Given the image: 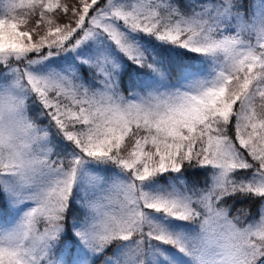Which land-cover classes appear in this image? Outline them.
Listing matches in <instances>:
<instances>
[{"label": "snow or ice", "instance_id": "1", "mask_svg": "<svg viewBox=\"0 0 264 264\" xmlns=\"http://www.w3.org/2000/svg\"><path fill=\"white\" fill-rule=\"evenodd\" d=\"M188 3L0 6V95L15 98L11 132L0 115V201L23 209L0 227V264H53L68 229L92 256L113 249L110 264H145L154 244L192 264H264V214L246 224L248 209L233 215L225 203L237 193L264 197V43L245 39L264 40V13L244 16L240 0ZM65 54L72 59H54ZM123 61L144 70L127 89ZM186 166H211L213 175L197 187ZM86 167L91 179L81 185Z\"/></svg>", "mask_w": 264, "mask_h": 264}, {"label": "trees", "instance_id": "2", "mask_svg": "<svg viewBox=\"0 0 264 264\" xmlns=\"http://www.w3.org/2000/svg\"><path fill=\"white\" fill-rule=\"evenodd\" d=\"M5 0H0V4L4 3ZM63 3H72L73 0H62ZM176 2L179 4L181 8L187 9L190 7L188 0H176ZM258 7V8H256ZM240 11L244 16H247L249 18H255L257 14L264 13V0H240ZM59 15H63L62 13H59ZM38 17V12H37ZM35 18V17H34ZM33 18V19H34ZM52 18L59 23V20L57 19L56 14L52 15ZM154 43L155 42L153 39ZM264 43V41H263ZM171 47V46H168ZM177 52L180 54H186L188 57L193 58L192 63L194 67L198 70H203L208 64V61L205 60L202 56H200L197 53L194 52H187L186 49H177ZM57 61L61 62H67L68 60L72 59V56L69 54H65L63 57V60L61 57H55ZM143 72V69L137 70V66L134 64H131L130 62L123 61L122 62V68L120 71V76L122 80V88L127 89L130 87L131 80L135 79L137 77V72ZM130 74V75H129ZM230 124L234 125V118L233 121L230 122ZM230 135L234 138V127L230 131ZM250 159V158H249ZM187 163V162H186ZM117 171L114 172H107L105 175L107 176H113L119 173V169H116ZM213 169L211 166H186L183 170L184 178L187 180L189 184H195L197 187H203L205 186L211 179V176L213 175ZM251 171L242 173L244 178L251 179ZM162 181V179H161ZM228 206H230L231 213L234 215L236 214L238 209H248V216L245 220V223H256L258 224L260 222L259 217L264 214V197H256L252 194L243 195L241 193H237L234 196H230L226 198L225 202ZM0 204H3L4 207L2 208V211H6L4 213L5 217H1L2 219H5L10 210L7 209V202L6 201H0ZM8 217L6 218L3 225L8 224ZM71 236L70 231L66 230L64 237L61 238V241L65 240L66 237ZM66 252V250H62L61 243H57L51 250V257L53 264H57V257L58 255ZM112 249H107L106 253H111ZM103 254V253H102ZM71 259L67 257V261H70Z\"/></svg>", "mask_w": 264, "mask_h": 264}, {"label": "rangeland", "instance_id": "3", "mask_svg": "<svg viewBox=\"0 0 264 264\" xmlns=\"http://www.w3.org/2000/svg\"><path fill=\"white\" fill-rule=\"evenodd\" d=\"M3 3L0 4L2 6ZM258 8V7H256ZM245 39L251 41L253 46L255 48H259V44L263 43L264 40H260L258 35L253 32L251 34H246ZM211 65H207L201 72L204 73V75H207L208 72L211 71ZM238 143V142H237ZM101 169H103L104 174L107 172H114L117 171L116 168L110 166V165H102ZM91 171L86 167L85 170L82 171L81 177H80V184H84L88 182L91 179ZM166 175L165 178L160 179L159 184L150 185V187L153 188V190H157L161 188L167 181H166ZM74 191H77V189H74ZM72 206H74L75 209L79 210L80 206L76 204V201H71ZM10 210L8 214V224L3 225L5 222V219H2L1 217H5L4 213L6 211H2L0 209V227H10L12 226L18 217L22 214L23 209H8ZM158 219H162L158 217ZM165 224H168L170 228H173L175 231H192L193 229L191 227H186L183 229H177L167 220H163ZM72 221H69V224L71 225ZM71 234V239H65L61 241V247L62 250H66V252L58 255L57 264H110V261L107 259V256H112L114 254V250L112 249V252L109 254L107 253V256L105 254H99L97 256H92L88 250L80 243V241L77 239L75 235L71 233V230L68 229ZM121 248L124 247V245L120 246ZM67 257L70 258V261H67ZM145 264H192V261L185 256L183 253L179 252L177 249L171 247L170 245H160V244H154L152 247L145 253Z\"/></svg>", "mask_w": 264, "mask_h": 264}, {"label": "clouds", "instance_id": "4", "mask_svg": "<svg viewBox=\"0 0 264 264\" xmlns=\"http://www.w3.org/2000/svg\"><path fill=\"white\" fill-rule=\"evenodd\" d=\"M14 99L15 98L9 93L0 95V115L3 117V127L6 134L11 132L14 128V124L12 122V113L15 108ZM5 147H7V144H5Z\"/></svg>", "mask_w": 264, "mask_h": 264}]
</instances>
